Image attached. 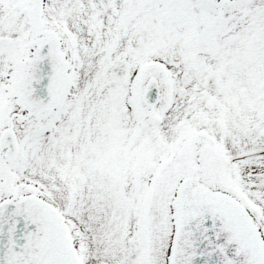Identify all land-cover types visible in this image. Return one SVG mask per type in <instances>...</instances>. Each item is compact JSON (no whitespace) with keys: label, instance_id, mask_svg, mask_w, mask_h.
Wrapping results in <instances>:
<instances>
[{"label":"snow or ice","instance_id":"1","mask_svg":"<svg viewBox=\"0 0 264 264\" xmlns=\"http://www.w3.org/2000/svg\"><path fill=\"white\" fill-rule=\"evenodd\" d=\"M0 264H264V0H0Z\"/></svg>","mask_w":264,"mask_h":264}]
</instances>
